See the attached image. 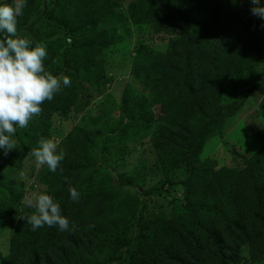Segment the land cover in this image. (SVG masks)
Returning a JSON list of instances; mask_svg holds the SVG:
<instances>
[{
  "label": "trees",
  "instance_id": "16d2710c",
  "mask_svg": "<svg viewBox=\"0 0 264 264\" xmlns=\"http://www.w3.org/2000/svg\"><path fill=\"white\" fill-rule=\"evenodd\" d=\"M147 1L149 7L143 11L145 15L151 14L156 18L155 31L163 29L171 34L178 28L183 31L182 37L171 42L170 53L163 58L155 52L149 53V56L156 57L157 64L162 62V70L167 73L164 82L155 83L147 98H135L124 91L116 107L122 110L135 129L143 131L151 125L153 115L150 107L159 105L160 117L162 115L165 122L158 126L153 141L163 179L159 186L149 188L145 194L155 196L161 193L156 187H163L164 182L172 185L168 175L183 168L187 177L179 186L185 197L192 200L187 206L193 228L186 232L185 216L179 223L184 230L182 233L171 226L155 228L153 221L148 222L140 215L133 240L126 235L127 229L108 236L103 235V231L97 241L95 235H86L89 228L98 227L97 222L93 223V217L100 218L108 212L107 208L110 209L107 200L111 197L108 198L106 192L101 193L102 184L100 188H93L95 173L87 178L83 176L92 168L89 164L92 163L89 144L95 137V131L77 127L68 135L71 142L66 148L70 155L60 162L56 172L49 171L46 179L47 194L60 204L61 215L69 220V230L60 232L58 225H45L32 231L27 221L20 219V224L14 227L11 245L14 253L24 251L17 259L18 264H98L97 252L105 254L100 264H237V249L244 244L251 251H264V136L258 137L262 140L261 144L258 143L261 147L258 152L234 154L242 156L238 166L223 167L214 172L199 161L206 139L223 135L226 121L239 110V106L219 107V97L230 78L244 67H249L251 60L263 52L264 28L261 25H264V20L251 14L253 6L249 0ZM261 5L264 6V3ZM56 9L59 14L52 20L66 27L69 26L68 21L81 15L67 8L65 0H59ZM25 19V15L19 16L17 25L27 30L26 39L33 42L32 47L38 43L46 47L45 71H50L58 58L63 77L67 76L71 81L70 86L62 85L51 101H45L41 105L40 117H33L28 127L22 130L23 135L38 143L47 132L45 122L52 112L64 113L75 105L78 89H83L79 75L82 71H89L93 64H88L86 52V64L84 61L81 65L75 64L61 46L49 42L61 28L51 30L52 27L46 26L35 31L34 23L29 24ZM80 20L84 24L83 19ZM177 50L181 51V56L183 54L180 65V61L169 60ZM134 73L138 75L136 71ZM125 130L123 128V133ZM21 152V156L17 157L19 163L26 151L23 148ZM10 153L9 159H13L14 154ZM81 158L87 160L85 166L78 162L77 159ZM98 171L103 173L102 169L98 168ZM65 177L70 184L65 182ZM130 180L131 184L136 182L133 178ZM69 186L79 192L78 202L70 199ZM100 193L102 201L96 198L100 197ZM93 198L97 201L94 202ZM5 201H0L1 205ZM208 201L217 202V205L207 204ZM125 204L123 202L122 205ZM126 207V212L135 213L129 218L137 216L134 207L130 204ZM111 212L116 214V211ZM127 214L123 217L115 215L112 219H125L127 223L131 220ZM25 216L28 215L22 217ZM175 220L171 223L175 224ZM152 228L155 233L149 238L145 232Z\"/></svg>",
  "mask_w": 264,
  "mask_h": 264
},
{
  "label": "rangeland",
  "instance_id": "374dc122",
  "mask_svg": "<svg viewBox=\"0 0 264 264\" xmlns=\"http://www.w3.org/2000/svg\"><path fill=\"white\" fill-rule=\"evenodd\" d=\"M77 1L70 3L65 0L67 8L81 14L76 20L68 21V27L52 20L59 14L56 9L59 0H27L22 12L26 17L25 21L34 23L35 31L46 26L52 27L51 30L61 28L49 42L61 46L63 52L68 54L75 64L81 65L83 61L86 64L85 52L89 59L88 64H93L89 71H82L79 75L83 89H78L75 105L64 113L52 112L45 122L47 132L43 136L57 142V154L62 152L64 160L70 155L66 145L71 142L68 135L73 129L78 127L95 131V137L89 144V157L92 160L89 164L92 168L83 176L87 178L90 174H96L94 180L92 179L95 186L93 188H100L102 184L101 193L106 192L107 197H111L107 204H110V209L113 208L116 214H111L112 210L107 208L108 212L100 218L93 217V223L97 222L98 227L89 228L86 231L88 234L84 235H95L94 239L97 241L103 231V235L108 236L127 229L126 235L133 240L140 215L148 222L153 221L155 228H162L160 225L171 226L182 233L184 230L179 223L185 216L188 232L193 228L187 206L192 200L185 197L183 189L179 186L187 177L183 168H178L168 175L167 179L172 185L164 182L163 187H156L161 193L155 196L145 194L149 188L159 186L163 179L153 141L158 126L165 122L164 117H160L159 105L150 107L153 115L151 125L143 131L135 129L122 110L116 107L124 91L135 98H147L155 83L164 82L167 73L162 70V62L157 64L156 57L149 56V53L155 52L162 58L169 55L171 42L179 40L183 31L178 28L171 34L163 29L160 32L155 31L156 18L151 14L145 15L143 11L149 7L147 0H80L78 4ZM249 2L251 3V0ZM260 3L263 4L264 0H260ZM0 4L13 5V0H0ZM80 19H83L84 24ZM17 34L28 37L27 30L19 25ZM261 47L263 52L251 60L249 67H244L240 73L232 76L221 92L218 106H239V110L226 121L223 135L209 136L206 139L199 156L200 163H203L206 169L215 172L223 167L238 166L242 156L234 154H254L261 149L258 143L261 144L262 140L258 137L264 136V36ZM181 57L183 54L181 56V51L177 50L169 60L179 62ZM149 60L151 62L146 63ZM58 61L56 58L55 66L47 72L62 80V66ZM182 63L180 61L178 64ZM134 71L138 75H135ZM172 73L175 74L173 70ZM146 76L149 78L146 79ZM16 127L17 131L13 137L16 145L15 149L10 151L14 154L13 159H9L10 152L5 156L4 150L0 149V201L6 200L2 205L0 202V264H18V257L24 254V251L14 253L11 249L14 227L17 223L20 224V217L35 211L23 201L25 198H33V194H47L49 190L46 182L49 168L43 165L38 169L35 158L28 156L31 149L39 147V144L34 143L33 138H27L28 135L22 134L24 128ZM123 128L126 129L124 133ZM23 148L26 152L19 163L17 157L21 156ZM101 153L105 155L104 158ZM77 160L84 166L87 164L84 158ZM97 167L102 169L103 173L100 174ZM21 172L23 177L19 175ZM131 178L136 180L134 184H131ZM79 186L78 184L77 187ZM101 193L100 197H96L100 201L103 198ZM96 198H93L94 202L97 201ZM123 202L126 203L124 206ZM211 203L217 205V202H207L210 205ZM127 204L134 207L137 216L129 218L134 212L125 211ZM125 213H128L127 217L131 222L112 219L115 215L123 217ZM174 218L177 219V226L171 223ZM154 233L153 228L145 232L149 238L154 236ZM237 253V264H264V251H251L244 244L237 249ZM96 255L100 264V259L105 257V254L99 255L97 252Z\"/></svg>",
  "mask_w": 264,
  "mask_h": 264
},
{
  "label": "clouds",
  "instance_id": "9594fccd",
  "mask_svg": "<svg viewBox=\"0 0 264 264\" xmlns=\"http://www.w3.org/2000/svg\"><path fill=\"white\" fill-rule=\"evenodd\" d=\"M250 12L264 20V6L260 0H251ZM14 5V6H13ZM13 5L0 6V149L4 155L15 149L13 139L19 128H27L29 121L42 112L41 105L51 101L61 90V86H70V78H58L51 72H46L44 60L48 53L43 44L32 47V41L17 35V17L23 14L26 0H13ZM264 28V25H261ZM39 147L31 149L28 156L35 158L39 169L47 165L51 172H56L64 158L61 152L57 154V142L41 138ZM63 172V169H60ZM20 177H23L21 172ZM65 182L69 183L65 177ZM70 199L79 200V192L69 186ZM23 203L35 211L21 219H25L35 231L43 228L59 226L61 231L69 230V220L61 215L60 204L48 194H33V198H25ZM73 231L75 225H73Z\"/></svg>",
  "mask_w": 264,
  "mask_h": 264
}]
</instances>
